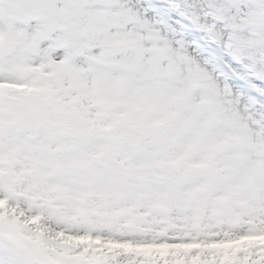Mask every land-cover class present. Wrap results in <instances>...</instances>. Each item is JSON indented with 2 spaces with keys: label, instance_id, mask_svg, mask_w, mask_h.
<instances>
[{
  "label": "snow or ice",
  "instance_id": "obj_1",
  "mask_svg": "<svg viewBox=\"0 0 264 264\" xmlns=\"http://www.w3.org/2000/svg\"><path fill=\"white\" fill-rule=\"evenodd\" d=\"M0 264H264V0H0Z\"/></svg>",
  "mask_w": 264,
  "mask_h": 264
}]
</instances>
